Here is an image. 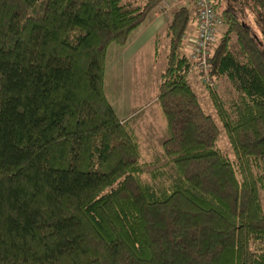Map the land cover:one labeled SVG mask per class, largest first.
Listing matches in <instances>:
<instances>
[{"label":"trees","instance_id":"1","mask_svg":"<svg viewBox=\"0 0 264 264\" xmlns=\"http://www.w3.org/2000/svg\"><path fill=\"white\" fill-rule=\"evenodd\" d=\"M158 1L0 0V264H264V38L239 8L264 25V0H210L208 74L226 84L204 85L230 154L188 77L194 0L171 11L155 84L167 160L144 176L103 79L109 44Z\"/></svg>","mask_w":264,"mask_h":264},{"label":"rangeland","instance_id":"2","mask_svg":"<svg viewBox=\"0 0 264 264\" xmlns=\"http://www.w3.org/2000/svg\"><path fill=\"white\" fill-rule=\"evenodd\" d=\"M136 2V3H142L144 0H121V2ZM230 1V0H229ZM233 1V0H232ZM238 2V0H237ZM162 3V0H159L156 3V8L155 10L160 11V4ZM188 0H169V4L166 6V10L158 12L157 17L153 18V15L156 13L155 10H150L144 20L139 24L140 27H138V30H142L143 28L145 29V34L140 35V40L135 42L134 45L130 39L133 37H129V41H125L124 44L119 45L116 43V46H118V51L119 55L117 58L120 57L122 60L120 63L118 62L117 64V70L116 72L119 73L120 71H124L125 67H127V73L126 76L125 74L117 75V85L116 88L113 90L110 82L108 81V74L111 69V64L115 60V56L111 57V59H107L106 64H105V76L103 79V87L104 91L108 97V99L111 101L113 107H115L116 102H119L120 104H124V110L131 111L128 109H132V111H136L134 115H132L130 121L131 123L138 129V132L140 133V141H143L142 137L150 140L153 144L152 150L146 151V148H144V145L141 147L143 152L142 154V159H145L147 163L144 165V173L143 175H149V170L150 168L153 167L154 164H160L162 162H165L167 160V156L164 155L162 152L161 148V139L160 137H163V135H166L165 131V120L164 116L155 100L149 99L148 100V95L154 96L155 95V80H151V85L150 89L146 86V72H147V67L148 63H146V60L148 59L147 56V48L148 45L151 48L152 54H154V45L153 41L148 39L147 37V26H149V29L152 27H155L157 31V45H156V55L151 57V70L152 73H158L164 66L165 64V54L167 51V37L164 35V27L166 25L167 20L170 17L171 11L178 5L180 4H188ZM239 6V5H238ZM241 14L243 15L244 19H246L249 23L252 24L254 31L256 34L259 35V37L264 38V33L262 32L264 25H262L263 22V17L262 13L255 14L254 12L250 11L247 7L239 6ZM153 18V19H152ZM150 20V21H149ZM194 24V21L190 22L189 28H188V36L192 37L194 34H192L191 27ZM223 28V22L217 23L216 27V36L220 33L221 29ZM194 33V32H193ZM127 40V39H126ZM152 42V43H151ZM122 46V47H120ZM140 50V55H137V52L133 54V51L136 49ZM184 49H187V46L185 45ZM137 58L136 64H135V70H137L138 73V78L137 83H133L131 80L130 75L133 73H129L130 70L128 71V68L132 67V60L134 58ZM121 65V67H120ZM131 65V66H130ZM129 66V67H128ZM109 67V71L107 68ZM132 69V68H131ZM107 70V71H106ZM107 72V75H106ZM189 79L192 83L193 88L198 94L199 102L202 108L210 113L217 125H218V136H217V145L219 148L222 150V152L230 154V147L229 143L227 140V136L221 126V123L219 119L216 117L214 114L209 95L207 93V88L204 83L206 80H203L200 75L194 71V70H189ZM195 74V79H192L190 75ZM127 80V84L126 80ZM125 80V81H124ZM144 80V82H143ZM124 82V83H123ZM143 82V84H142ZM207 82V81H206ZM130 83V84H129ZM209 85L211 87L217 88L219 91H224L225 88V81H216L212 78L208 81ZM149 91V92H148ZM141 105H143L142 108H138ZM164 132V133H163ZM142 136V137H141ZM143 144V143H142ZM168 169L172 171L171 165H166ZM146 174V175H145Z\"/></svg>","mask_w":264,"mask_h":264},{"label":"crops","instance_id":"3","mask_svg":"<svg viewBox=\"0 0 264 264\" xmlns=\"http://www.w3.org/2000/svg\"><path fill=\"white\" fill-rule=\"evenodd\" d=\"M155 14L153 15V18H156L157 17V14H158V12H161V11H157V10H155ZM152 18V19H153ZM150 21V20H149ZM138 27H140L139 26V24L134 28V29H132L131 31H130V33H129V35H128V37H127V40L126 41H129L128 39H129V37H133L132 39H130L131 41H132V43H133V45H134V43L135 42H137V41H139L140 40V35L141 34H145V29L143 28L142 30H138L139 28ZM146 31H147V37H148V39L150 38V40L151 41H153V45H155V37H156V34H157V31H156V29H155V27H152L151 29H149V26H147V29H146ZM192 34H195V33H193L192 32ZM152 43V42H151ZM120 47H122V46H120ZM118 46H116L115 44H109V46L107 47V52H106V61H107V59H111V57H114L115 58V60L113 61V63L111 64V69H110V71H109V67L107 68V70L109 71V74H108V81L110 82V84H111V86H112V88H113V90L116 88V85H117V75H122V74H125V76H126V73H127V67H125V70L124 71H120L119 73H117L116 72V70H117V64H118V62L120 63L122 60L120 59V57L119 58H117V56L120 54L119 53V51H118ZM135 52H137V55L139 56L140 55V50H139V47H138V49H136L135 51H133V54L135 53ZM147 56H148V59L146 60V63H148L149 65H148V67H147V72H146V86L148 87V89H150V85H151V80H155V84H156V76H155V73L153 74L152 73V70H151V65H152V62H151V57L152 56H155V53L154 54H152V51H151V48L149 47V45H148V48H147ZM137 58L138 57H136V58H134L133 60H132V67H130V68H128V71L130 70V72L129 73H133V74H131L130 75V77H131V80L130 81H132L133 83H137V84H139V82H137V78H138V73H137V70H135V64H136V60H137ZM106 61H105V64H106ZM131 66V65H130ZM120 67H121V65H120ZM129 67V66H128ZM122 68V67H121ZM132 68V69H131ZM106 70V71H107ZM157 74V73H156ZM188 74H190L189 72H188ZM106 75H107V72H106ZM104 76H105V71H104ZM195 74H192L191 73V75H190V77L192 78V79H194V80H196L195 79ZM188 77H189V75H188ZM125 80H126V78H125ZM124 80V81H125ZM143 82H144V80H143ZM143 82H142V84H143ZM124 83V82H123ZM128 82H127V80H126V83H125V85L127 84ZM130 84V83H129ZM149 92V91H148ZM153 97L155 98V95L154 96H151L150 97V95H148V100L149 99H153ZM124 104H120L119 102H116V104H115V107H114V109H115V112H116V114L118 115V117H120V118H122V119H125V118H127V120H128V122H129V124H130V126H131V128L134 130V132L136 133V135H137V137H138V140H139V148H140V151L141 152H143V150L141 149V147L144 145V148H146V151H148V149L149 150H152V148H153V144H152V142L150 141V140H148V139H146V138H144V137H142V139H143V141H140V133L138 132V129L131 123V121H130V119H131V117H132V115H134L135 113H136V111L134 112V111H132V109H128V110H131V111H127V110H124V106H123ZM143 107V105H141L140 107H138V108H142ZM166 127V126H165ZM165 131H166V128H165ZM164 133V132H163ZM166 135H167V133H166ZM166 135L164 134L163 135V137H160V139H161V141L166 137ZM161 141H160V143H161ZM143 143V144H142ZM148 148V149H147Z\"/></svg>","mask_w":264,"mask_h":264},{"label":"built area","instance_id":"4","mask_svg":"<svg viewBox=\"0 0 264 264\" xmlns=\"http://www.w3.org/2000/svg\"><path fill=\"white\" fill-rule=\"evenodd\" d=\"M197 10L196 31L189 37L187 55L191 60L190 70L196 71L203 80L209 81L210 68L208 56L210 44L215 40L219 16L214 11L210 0H194ZM169 0H162L160 11L166 10Z\"/></svg>","mask_w":264,"mask_h":264}]
</instances>
